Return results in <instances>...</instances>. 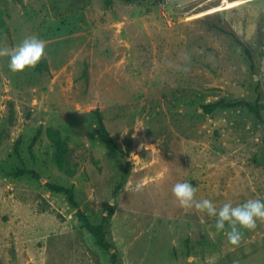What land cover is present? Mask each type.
I'll return each instance as SVG.
<instances>
[{
    "label": "rangeland",
    "instance_id": "rangeland-1",
    "mask_svg": "<svg viewBox=\"0 0 264 264\" xmlns=\"http://www.w3.org/2000/svg\"><path fill=\"white\" fill-rule=\"evenodd\" d=\"M217 27L251 50L255 72ZM33 34L46 70L14 74L0 56V264H111L113 253L114 264H264V222L233 248L172 194L187 180L217 206L264 199L261 125L244 108L201 109L253 101L259 85L264 115V0H0V48ZM47 128L67 138L72 173L55 165ZM47 183L72 188L92 224L106 218L108 251Z\"/></svg>",
    "mask_w": 264,
    "mask_h": 264
},
{
    "label": "clouds",
    "instance_id": "clouds-1",
    "mask_svg": "<svg viewBox=\"0 0 264 264\" xmlns=\"http://www.w3.org/2000/svg\"><path fill=\"white\" fill-rule=\"evenodd\" d=\"M45 55L46 41L36 34L24 37L10 50L0 48V56L8 57V68L14 74L36 68ZM172 194L182 208H194L214 219L215 231L223 234L233 248L240 245L245 230H255L258 222H264V199L259 197L237 204L226 200L217 206L209 198H198L197 189L187 180L175 183Z\"/></svg>",
    "mask_w": 264,
    "mask_h": 264
},
{
    "label": "trees",
    "instance_id": "trees-1",
    "mask_svg": "<svg viewBox=\"0 0 264 264\" xmlns=\"http://www.w3.org/2000/svg\"><path fill=\"white\" fill-rule=\"evenodd\" d=\"M124 3H139V2H154L157 4H161L163 0H118ZM104 4L109 7L111 5V0H104ZM219 31L230 36L235 44L241 49L242 54L246 61L248 62L249 69L255 72L256 63L253 57L251 50L234 34L228 31H225L222 28L217 27ZM38 70H46L45 62L42 60L37 66ZM236 108H244L246 111L253 116V118L261 125L264 133V115H263V94L259 90V85L255 87V97L253 101L246 100H236V101H226L224 99H218L213 102H209L201 106V109L204 114H212L216 111L226 110V109H236ZM93 120L96 122V129L101 138L104 141L105 146L108 149L115 150V144L113 142L110 133L108 132L103 116L99 109H95L91 113ZM42 133V127H38L35 135L31 140L30 146L33 147L34 144L38 141L40 135ZM46 137L49 140L51 146L54 149V162L57 166L58 170L72 173L69 169L67 155L69 152L68 149V140L66 137H63L59 130L53 128H47L45 130ZM19 141L16 142L15 145V154H17ZM15 177L20 176H30L32 178H37L38 175L32 170L29 169H19L13 173ZM47 188L55 193L63 194L67 202L73 207L76 208V215L81 223V227L86 230L95 241V244L98 248L104 251H108L111 248V244L107 240L106 236V218H103V221L100 224H92L88 217L78 208L77 202L74 198V190L72 188H66L59 185H54L47 183ZM115 254H111L110 261L111 264L115 263Z\"/></svg>",
    "mask_w": 264,
    "mask_h": 264
}]
</instances>
